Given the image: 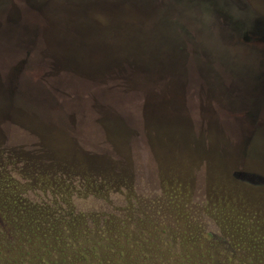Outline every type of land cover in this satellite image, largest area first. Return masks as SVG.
Returning <instances> with one entry per match:
<instances>
[{
  "label": "rangeland",
  "instance_id": "rangeland-1",
  "mask_svg": "<svg viewBox=\"0 0 264 264\" xmlns=\"http://www.w3.org/2000/svg\"><path fill=\"white\" fill-rule=\"evenodd\" d=\"M161 1L57 4L50 13L73 40L52 26L55 55L33 40L0 57V194L17 196L5 219L46 223L59 212L67 226L122 231L133 247L109 242L105 254L141 264H264V0H224L244 26L216 11L209 29L159 24ZM20 9L5 15L45 26V15ZM122 22L174 49L184 37L186 50L164 58L168 80L116 82L110 44L120 43L102 28ZM70 64L81 74L59 71ZM49 172L65 189L39 174Z\"/></svg>",
  "mask_w": 264,
  "mask_h": 264
},
{
  "label": "trees",
  "instance_id": "trees-1",
  "mask_svg": "<svg viewBox=\"0 0 264 264\" xmlns=\"http://www.w3.org/2000/svg\"><path fill=\"white\" fill-rule=\"evenodd\" d=\"M84 1L83 4H81ZM90 0H0V57L11 56L19 51L31 48V42L35 40L43 50L50 54L55 55L54 50L49 41L48 33L51 31L49 28L52 26L58 27V35L61 39H71L69 34L61 24L58 23L57 17L50 13L52 7L57 4L70 5L77 9ZM160 10L162 15L160 16L159 24H172L177 27L180 24H205V29H209L208 24H212L216 18V11H221L224 14L230 16L232 26H242L244 21L242 18L236 17L228 10L227 2L224 0H162ZM16 4L21 11H29L31 9L38 14L45 15V26L40 24H30L28 20L22 22L19 19H10L5 15V11L8 5ZM27 7V8H26ZM83 11V10H81ZM231 14V15H230ZM188 22V23H186ZM42 24V23H41ZM234 24V25H233ZM84 28L91 27L97 33V36L101 39V29L96 24H83ZM121 26V27H120ZM244 26V25H243ZM102 28L107 30L109 37L114 38L120 43L118 49L110 44V48L117 52V64L115 71L118 73L116 82L123 87H134V85L140 81L146 85H151L152 81L161 83L169 78L164 73L167 67L165 57L169 58L168 53H177L184 49L186 50L187 42L181 35L180 42L172 47L162 36L156 33H148L141 31L135 24L129 22H122L119 26H112ZM91 40H95V44L98 45L96 37L90 33ZM167 39V38H166ZM113 43V41H112ZM217 44V43H216ZM221 44V43H220ZM219 44V45H220ZM74 49L76 45L69 44ZM222 45V44H221ZM187 52L192 53L191 49H187ZM220 53L217 59H220ZM192 54H189L191 56ZM194 55V54H193ZM15 56V55H14ZM212 56V55H210ZM195 57V55H194ZM193 57V58H194ZM116 58V57H115ZM214 59V57L212 56ZM197 59V58H196ZM54 66L56 65L57 58L52 57ZM208 66V65H206ZM69 68H60L59 71H68L72 74L79 73L74 65L66 66ZM109 68V75L112 68ZM158 67V69H157ZM209 67V66H208ZM55 68V67H54ZM123 69V70H121ZM112 72V71H111ZM81 74V73H79ZM108 75V74H107ZM86 76V75H85ZM209 76V75H208ZM88 77V76H87ZM110 79V78H108ZM112 82V80H109ZM137 85H139L137 83ZM140 86V85H139ZM133 89V88H131ZM34 153L28 154L30 164L40 163L39 155L37 156V147L32 145ZM24 150L16 151L18 159L24 157ZM13 155V154H11ZM36 174V173H35ZM42 179L52 180L55 178L51 172L39 173ZM50 175V176H49ZM55 189H65L62 183L53 181L52 184ZM6 197H2L0 194V201L7 203L2 205L0 209V264H57L58 261L61 264H79L85 262L87 264L93 261L95 264H118L121 261L128 260L127 264H141L138 261L131 260L130 257L121 260L110 254L105 247H109V242H116V244L123 243V246H129L130 242L125 237L122 231L115 232L111 235L105 231L104 228H99L75 224L71 222L69 226L62 223L56 212L54 216H48L47 222H39L32 215H20L18 218L14 217V220H7L6 213H10L12 209L8 210V202L11 200L16 201V195L7 194ZM9 197L13 198L10 199ZM12 204V202H11ZM30 206H26L28 209ZM35 206H32V209ZM38 210V209H37ZM13 211V210H12ZM59 211V210H57ZM14 212V211H13ZM33 215L37 211L31 212ZM54 218L58 219L57 223H54ZM99 235V236H98ZM103 249L100 252L99 249ZM101 254L100 259H98ZM95 258V259H93ZM187 264H192L190 260L186 261Z\"/></svg>",
  "mask_w": 264,
  "mask_h": 264
},
{
  "label": "flooded vegetation",
  "instance_id": "flooded-vegetation-1",
  "mask_svg": "<svg viewBox=\"0 0 264 264\" xmlns=\"http://www.w3.org/2000/svg\"><path fill=\"white\" fill-rule=\"evenodd\" d=\"M262 241H264V240H262ZM264 247V246H263Z\"/></svg>",
  "mask_w": 264,
  "mask_h": 264
}]
</instances>
